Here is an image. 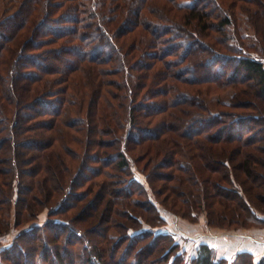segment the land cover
I'll use <instances>...</instances> for the list:
<instances>
[{
  "label": "trees",
  "instance_id": "16d2710c",
  "mask_svg": "<svg viewBox=\"0 0 264 264\" xmlns=\"http://www.w3.org/2000/svg\"><path fill=\"white\" fill-rule=\"evenodd\" d=\"M262 57L264 0H23L0 20V240L49 215L1 264H264L157 231L264 226Z\"/></svg>",
  "mask_w": 264,
  "mask_h": 264
},
{
  "label": "rangeland",
  "instance_id": "374dc122",
  "mask_svg": "<svg viewBox=\"0 0 264 264\" xmlns=\"http://www.w3.org/2000/svg\"><path fill=\"white\" fill-rule=\"evenodd\" d=\"M22 1L23 0H0V20L3 16L14 12L17 7L21 5ZM262 60L264 62V57H262ZM233 93L234 91L229 89L221 93L209 95L208 101L210 103V106L217 110L219 101L225 103L229 102L232 98ZM140 178L143 179L142 177ZM163 212L164 216L167 219V225L165 227L158 228L157 231H167L175 234L181 248L187 251L186 257L189 262L191 261L193 256H195L196 250L201 243H208L212 245L217 249L220 259L226 257L232 262L233 257L230 256L234 253L232 247L235 241H238L239 239L237 238L236 232L244 229L247 230L253 228H264L263 225L240 229H237L235 227H211L208 226L205 217H202L197 222H193L170 212ZM48 215L49 210H45L40 215L37 221L25 225L24 228L21 227L19 229H14L9 235L1 238L0 251L2 247H8L12 244L20 230L26 229L33 224L45 223L47 221Z\"/></svg>",
  "mask_w": 264,
  "mask_h": 264
},
{
  "label": "crops",
  "instance_id": "0c3cea01",
  "mask_svg": "<svg viewBox=\"0 0 264 264\" xmlns=\"http://www.w3.org/2000/svg\"><path fill=\"white\" fill-rule=\"evenodd\" d=\"M238 241L233 244L234 257L240 251H249L255 255L256 260L264 258V228L244 229L236 232Z\"/></svg>",
  "mask_w": 264,
  "mask_h": 264
}]
</instances>
